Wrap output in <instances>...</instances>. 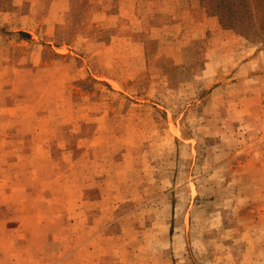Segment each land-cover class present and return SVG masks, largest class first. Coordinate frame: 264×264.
Masks as SVG:
<instances>
[{"label": "rangeland", "instance_id": "rangeland-1", "mask_svg": "<svg viewBox=\"0 0 264 264\" xmlns=\"http://www.w3.org/2000/svg\"><path fill=\"white\" fill-rule=\"evenodd\" d=\"M0 264H264V0H0Z\"/></svg>", "mask_w": 264, "mask_h": 264}]
</instances>
